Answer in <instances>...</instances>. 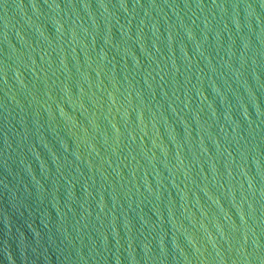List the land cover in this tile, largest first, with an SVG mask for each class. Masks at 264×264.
I'll return each instance as SVG.
<instances>
[{"label": "water", "instance_id": "95a60500", "mask_svg": "<svg viewBox=\"0 0 264 264\" xmlns=\"http://www.w3.org/2000/svg\"><path fill=\"white\" fill-rule=\"evenodd\" d=\"M0 264H264V0H0Z\"/></svg>", "mask_w": 264, "mask_h": 264}]
</instances>
